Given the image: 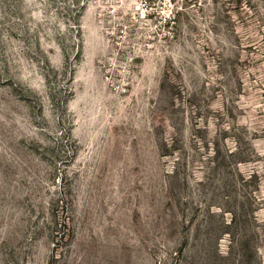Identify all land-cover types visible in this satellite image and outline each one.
<instances>
[{"label": "rangeland", "instance_id": "374dc122", "mask_svg": "<svg viewBox=\"0 0 264 264\" xmlns=\"http://www.w3.org/2000/svg\"><path fill=\"white\" fill-rule=\"evenodd\" d=\"M0 264H264V0H0Z\"/></svg>", "mask_w": 264, "mask_h": 264}]
</instances>
